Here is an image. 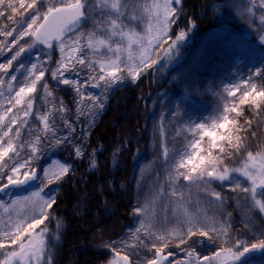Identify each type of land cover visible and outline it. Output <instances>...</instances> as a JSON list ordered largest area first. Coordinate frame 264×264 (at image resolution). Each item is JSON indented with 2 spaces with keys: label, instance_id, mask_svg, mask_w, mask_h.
I'll list each match as a JSON object with an SVG mask.
<instances>
[{
  "label": "snow or ice",
  "instance_id": "obj_1",
  "mask_svg": "<svg viewBox=\"0 0 264 264\" xmlns=\"http://www.w3.org/2000/svg\"><path fill=\"white\" fill-rule=\"evenodd\" d=\"M18 3L19 9L30 10L21 20L14 18L19 9L13 0H0V17L6 16L9 22L18 26L13 30L0 28V35L5 38L0 42V55L12 53L0 62V108H4L5 113H12L7 122L5 115L0 114V192L12 186L26 185L33 180H39V188L28 195L0 204V209L8 214V220L0 217V255L3 256L0 264H55L50 245L53 239L59 240L60 237L50 233L48 222L56 219L57 229L63 225L54 216L55 207L59 205L54 193L58 189L50 185L65 182L64 178L73 173L75 168L68 163L53 162L59 171H52L51 167L46 166L41 169L38 162L44 149L40 145L47 142L51 148H57L71 143L75 158L84 159L92 125L76 133L74 125L65 120L67 134L58 136L48 115L37 116L44 123L45 135L37 136L28 148L22 140V129L28 125L27 118L39 111L33 103L36 99L34 94L39 91L38 85L43 88L42 99L53 96L49 83L44 79L50 72L51 79L57 84L75 90L77 117L85 112V108L81 107L85 99L91 104L87 109L89 114L102 110L108 90L124 79L118 73L126 72L135 82L148 69H155L162 57L169 62L174 59L179 43L187 35V31L182 29L172 38L173 26L179 28V21L184 17V7L183 0H152L151 3L143 4L139 0H63L62 3L60 0H29L27 3L18 0ZM260 7L264 9V0H260ZM145 19V31L138 32L136 29ZM261 20L264 23V16ZM89 21L93 23L92 30L81 31ZM192 28H195V23L189 21L188 31ZM8 37H12L11 41ZM25 37H29V41L21 44L20 41ZM260 39L264 43V36ZM70 44L74 51L80 53L74 57V62L72 57L66 58L64 55ZM56 48L60 51V59L52 67V53ZM34 49L39 51L32 63L28 66L17 63L23 54ZM77 64L81 67H76ZM82 69L87 70L83 81L80 79ZM12 73H19L23 79H18ZM69 73H73L75 79L69 78ZM256 78H259L260 87ZM179 84L185 86L183 99H187L188 78L181 77ZM244 84L239 103L251 104L256 109L255 114L260 115L264 112V69L250 72ZM84 85L99 89L100 94L89 95ZM236 88L239 85L227 89L229 97L236 96ZM43 107L47 109V104ZM58 107L61 113L68 111L62 100ZM231 113L237 117L242 114L235 105L225 106L220 121L214 123L211 130H207L203 123L194 125L200 132V138L191 143L193 152L187 159L182 158L177 165L179 169L187 171L170 175L169 182L175 186L182 176L189 188L195 187L200 194L197 208L204 202L222 209L228 199L239 201L243 198L244 207L249 213L256 209L264 215V199L258 198L264 196V146H260V150L255 153L248 150L253 147L248 138L249 135H255L253 122L245 120L247 127L238 126ZM256 123L259 125L261 121L257 120ZM29 134H32L31 130ZM205 137L208 138L207 144L201 145L200 141ZM101 150L93 148L89 153L87 170L97 167L94 157ZM235 160L241 163L231 166ZM237 176L248 184L237 181ZM213 181L221 184L229 182V190L234 195L226 197L212 186ZM46 190H49L48 198L43 195ZM172 195L175 196V192ZM209 197L211 199H207ZM183 198L184 193H181ZM188 203H191L190 193ZM170 222L167 216L163 224L146 226L141 222L140 227L134 231L135 243L129 245L125 241L122 248H115V259L109 261V264H133L132 257H136L134 264H145L143 254L136 251L138 248L153 253L146 258V264H240L246 254L264 250V240L248 246L238 235L234 238L230 220L201 223L199 215L189 212L187 207L182 215H176L175 228L171 231L167 228ZM254 224L255 220L250 215L246 226ZM261 234L264 235V231ZM46 237H49L47 242ZM197 237L206 238V241H198ZM198 243L205 247L212 244L220 250L214 251L212 256L198 254ZM172 244L184 254V259L176 258V254L171 251H165ZM129 247L131 252L127 251Z\"/></svg>",
  "mask_w": 264,
  "mask_h": 264
},
{
  "label": "trees",
  "instance_id": "obj_2",
  "mask_svg": "<svg viewBox=\"0 0 264 264\" xmlns=\"http://www.w3.org/2000/svg\"><path fill=\"white\" fill-rule=\"evenodd\" d=\"M211 1L183 0L184 17L179 21V28L173 26L172 38L174 39L175 34L182 29L187 31L186 38L192 30V37H197L192 47L188 45L178 47L176 53H180V57L176 58V54L171 62L167 61L163 67L157 68L154 74L148 69L135 82L119 86L110 94L105 108L92 123L89 143L85 151L86 153L93 148H102L95 154L97 167L89 171L85 169L86 164L83 165V159H76L71 154L62 158L58 154V157L72 165L75 171L64 178L65 182L54 187L58 189L54 195L59 200L54 216L60 219L63 225L58 229L59 243L52 249L55 264H104L109 258V252L107 245L100 243L114 239L136 217L139 201L135 196L128 171L137 151L146 154L148 134L144 114L149 100L156 91L166 89L170 92L163 108L167 146L170 149L168 164L170 175L187 171V169H179L177 165L182 158L187 159L193 152L190 145L200 138V132L194 125L203 123L207 130H211L212 125L220 121L225 106L235 105L241 110L242 114L239 117L235 113L230 114L237 120L238 126L247 127L245 120L253 122L255 135L248 137L253 147L248 150L255 153L260 150V146H264V112L256 115V109L251 104L239 103L241 90L245 87L244 81L247 80L249 73L264 69V43L260 39L264 36V26L257 24L255 20L249 21V29H252L250 33L243 34V31L227 29L222 31L223 33L220 32L219 35L221 33L222 35L217 39L207 42L213 46L212 48L207 45L200 48L199 43L207 40L211 26L219 20L218 13L211 7ZM13 2L19 9L18 0ZM27 2L29 0H25V3ZM29 11L19 9L14 18L21 20ZM257 11L260 12V9L258 8ZM8 14H11L10 10ZM189 21L195 23V28L190 31H188ZM17 27L9 22L6 16L0 17V28L13 30ZM4 39L0 35V42ZM11 39L12 37H8L9 41ZM25 41H29V37H25L20 43L24 44ZM37 51L39 50L26 52L17 63L28 66L33 62ZM11 55V52L0 55V62ZM56 59L57 54H54L50 66L53 67ZM49 73L44 79L49 83L50 89L57 98L67 102L71 93L65 86L56 84ZM181 77L188 78L187 99H183L186 89L183 84H179ZM18 79L22 80L23 77L19 75ZM256 83L258 87L261 86L259 78H256ZM235 85H239V88L235 89L236 96L229 97L227 89H233ZM115 110L121 111L120 116L112 115ZM0 114L5 115V122L12 115L5 113L4 108H0ZM257 120L261 121L259 125L256 123ZM240 135L245 134L240 133ZM207 141L208 138L205 137L200 143L206 145ZM112 156H115V161L111 165ZM239 162L235 160L231 166H236ZM102 185L104 189L99 190ZM212 185L225 196H233L229 190L231 187L229 183L221 184L213 181ZM111 187L115 188V196H112ZM79 190H83L87 196L85 207H79L78 210H84L85 216L88 217L93 211H97L100 215L98 220L93 223L88 222L82 228H78V218L66 214L64 207L68 205L60 206L62 201L65 202L72 196L73 191ZM102 195H107L108 199ZM62 197L64 198L61 199ZM113 197L117 199V203H114ZM53 220L48 222L49 225H53V222L57 224L56 219ZM67 252L69 256H66Z\"/></svg>",
  "mask_w": 264,
  "mask_h": 264
},
{
  "label": "rangeland",
  "instance_id": "obj_3",
  "mask_svg": "<svg viewBox=\"0 0 264 264\" xmlns=\"http://www.w3.org/2000/svg\"><path fill=\"white\" fill-rule=\"evenodd\" d=\"M60 2L62 3L63 0H60ZM68 2H71V0H68ZM139 2L141 4L145 2L151 3L152 0H139ZM211 3H212L211 7L215 9L214 11H216V13H218L219 20L216 22V24H213L211 26L210 32H208L207 34V40L206 41L204 40L205 41L204 43L203 42L199 43L198 46L200 48L206 45L212 48L213 46L207 42H209V40L217 39L219 36L222 35L223 33L222 31H227V29H234L238 32L243 31V34L250 33L252 29H249V25H248L249 21L255 20L257 24L264 26V23H262L261 20V17L264 16V9L260 7V0H222ZM258 8L260 9V12L257 11ZM249 9H251V11H249ZM146 27H147V20L145 19L144 23L141 24L136 30L138 32H144ZM92 28H93V23L89 21L87 22L86 26L81 29V31H86V30L91 31ZM220 32L222 33L219 35ZM196 39H197L196 36L192 37L191 35L190 38L187 39L186 45H188V47H192L194 42H196ZM35 50L38 49H34L31 51H35ZM85 51H87L86 48ZM198 51L201 52L199 48ZM55 52L53 51L52 55L57 54L56 60H59L60 59L59 49L56 48ZM176 54L177 53H175V56ZM179 54H177L176 58L180 57ZM64 55L66 58L72 57L73 58L72 62H74V57L76 55H80V53L74 51L73 47L70 44L68 49L65 51ZM153 55L155 56L156 53H153ZM162 60L163 57L160 59V63L155 66V69L158 66L160 67V65L164 64ZM54 66L55 64L53 65V67ZM69 67H71V63H69ZM76 67L80 68L81 66L77 64ZM98 71L99 69L97 68L96 72ZM12 74H15L17 76L20 75L19 73H12ZM68 75L69 78L75 79L73 73H69ZM93 75H95V72H93ZM118 75L123 76L124 79L121 83L116 84L112 89L108 90L107 98L105 100V105L108 97L115 88L122 85H129L133 82L130 79V77L127 76L126 72L118 73ZM49 76L51 78V73H49ZM86 76H87V70L82 69L81 77H80L81 81H83ZM65 87L68 89L69 93L71 94H69L67 102L65 100L63 101L68 111L61 113L58 107L61 100L57 98L54 93L52 97H49L46 100L42 99L43 88L38 85L39 91L34 94L36 99L33 101V103L39 109V111H37L34 115L27 118L28 125H26L22 129V133H23L22 140L25 144L28 145V148L31 147V142L34 141L37 136L45 135L44 123L41 119H37V116L48 115V119L51 125L54 127V130L56 131L57 135L63 136L66 135L68 131L65 127V120L71 122L75 127L76 133H79L82 128H86L88 127V125H92L96 117L105 108L104 105V108L102 110H97L94 113L89 114L87 109L91 107V104L87 99H85L83 101V104L81 105V107L85 108V112L81 116L77 117L75 90L69 86H65ZM84 87L89 95L100 94L99 89H92L90 87H87L86 85H84ZM169 93L170 92L166 89L156 91L148 102V106L144 114V122L148 134V145L145 149V153L147 155L143 154L141 151H137L136 152L137 154L134 156V161L132 163V166L128 171V174L130 175L129 176L130 179L133 180V185L137 192V199L139 201V204L137 206V214L136 217L132 220V222H130L125 227L122 233L117 234V236L112 240H104L100 243L103 245L104 244L107 245V250L109 252V258L104 264H109V261L115 259L113 255L114 249L122 248L125 241H127L129 245L135 243L134 231L136 228L140 227L141 222H144L146 226H150L152 224H163L165 223V218L167 216L168 220L171 221L170 223L167 224V228L169 231H171L173 228H175L174 221L176 219V215L177 214L182 215L185 207H187L189 212L197 213L200 217L201 223L211 224L213 221H222V220H230L231 224L237 223L235 226L232 225L233 237L235 238L238 235L239 239L244 241L248 246H250L252 243H258L260 240H264V235L261 234V232L264 231V215L260 214L259 211L256 209H254L252 213H249L248 209L244 207L243 198H241V200L239 201L228 199L227 203L223 206L222 209L217 208L214 205H208L207 203L204 202L201 203L200 208H197L196 202L200 194H198L197 189L195 187L189 188V186H187V182H185L181 178L176 182L175 186L170 184L169 182L170 168L168 165L170 158V149L167 146V137H166L167 132L164 128L165 109H163L165 106L164 104L165 99L167 98V96H169ZM45 104H47V109L43 107V105ZM53 105H56V107H53ZM120 112L121 111L115 110L113 111L112 115L116 117L120 116L119 114ZM80 121H85V123L82 124ZM30 130L32 133L31 135L29 134ZM77 142H79L78 139ZM52 143H55V141H52ZM40 147L44 149V154L41 156V159L38 162V166L41 169L46 166V167H51L52 171H59V169L54 166L53 162L66 163V161L58 157V154L62 158L67 157L69 154H71L72 157H75L74 148L71 143L67 144V146L51 148V146L47 142H45L42 143ZM25 151H27V148L25 149ZM91 152L92 150L86 152L83 159V165L86 164L85 166L86 170L89 167L86 161L88 160L89 153ZM94 159H96V157H94ZM114 161H115V156H112L110 164L112 165ZM239 163H241V161ZM238 165L239 164H237L236 166ZM235 179L245 185L248 184V182L244 180L242 177L237 176L235 177ZM224 183H229V182H224ZM56 185L57 183H53L52 185H50V187L54 188L56 187ZM112 185L114 186V183H112ZM38 188H39V180H37L35 185H33L32 187L26 190L23 191L9 190L3 195H1L0 204L10 202L13 199H17L19 197L28 195L30 194L31 191L38 190ZM98 189L99 190L104 189L103 185L100 186ZM111 190L113 193L112 196H115V188L111 187ZM216 190L220 191L219 189ZM48 191L49 190H46L45 193L43 194L45 198H48L49 196ZM173 192H175V196L172 195ZM181 193H184L183 199H181ZM189 193L191 197V203H188ZM86 196L87 195L84 193L83 190H79L78 192L73 191L72 196L69 197V199H67L65 202L62 201L63 203L60 205V206L68 205L67 207L66 206L64 207V209L67 212L66 214L67 215L70 214L71 216L78 218V222H77L78 228H82L88 222L93 223V221H95L96 219L98 220V218H100V215L99 213H97V211H93L91 213V216L88 217L85 216L84 210L82 211L78 210L79 207H85L84 204H85ZM102 196L108 199L107 195H102ZM63 198L64 197H62L61 199ZM95 198L97 197L95 196ZM258 198L264 199V196H258ZM207 199H211V198L209 197ZM113 200L114 203L115 202L117 203V199L115 200L114 198ZM108 204L109 203H107V205ZM21 207L23 206L21 205ZM138 209L140 210L139 212ZM250 215L255 220V224L251 226H246L248 217ZM0 217H3L4 220H8V214L7 212H5L4 209H0ZM48 227L50 229V233H55L56 236H59L60 230L57 229V224H55V222H53V225H49L48 223ZM45 239L46 242L47 240H49L48 237H46ZM196 239L198 241H206V238L203 237H197ZM57 243H59L58 240L55 239L52 240V244L50 245L51 251L52 249H54V246ZM196 247L198 254H203L208 256H212L214 254V251L220 250L219 247L212 244H208L205 247V246H201V244L198 243ZM127 251L131 252L132 251L131 247H129ZM136 251L143 254V258L145 259V264H146V258L153 255L152 252H149L145 248H138ZM165 251L166 252L171 251L176 254V258L181 260L184 259V254L177 249L175 244H172ZM66 256H69V252H67ZM0 259H3L2 255H0ZM131 260L133 261L134 264L136 257H132ZM240 264H264V250H260V251L257 250L246 254L244 257L241 258Z\"/></svg>",
  "mask_w": 264,
  "mask_h": 264
},
{
  "label": "water",
  "instance_id": "obj_4",
  "mask_svg": "<svg viewBox=\"0 0 264 264\" xmlns=\"http://www.w3.org/2000/svg\"><path fill=\"white\" fill-rule=\"evenodd\" d=\"M36 182V180H33V181H31V182H29L28 184H26V185H22V186H12V187H9L8 189H10V188H27L28 186H30V185H32V184H34ZM8 189H6V190H8ZM5 190V191H6ZM4 191V192H5ZM0 193H2V192H0Z\"/></svg>",
  "mask_w": 264,
  "mask_h": 264
}]
</instances>
